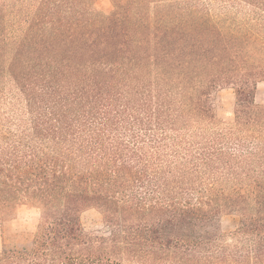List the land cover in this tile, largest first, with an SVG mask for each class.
Returning a JSON list of instances; mask_svg holds the SVG:
<instances>
[{"label": "trees", "instance_id": "obj_1", "mask_svg": "<svg viewBox=\"0 0 264 264\" xmlns=\"http://www.w3.org/2000/svg\"><path fill=\"white\" fill-rule=\"evenodd\" d=\"M99 1L0 0V264H264V0Z\"/></svg>", "mask_w": 264, "mask_h": 264}, {"label": "rangeland", "instance_id": "obj_2", "mask_svg": "<svg viewBox=\"0 0 264 264\" xmlns=\"http://www.w3.org/2000/svg\"><path fill=\"white\" fill-rule=\"evenodd\" d=\"M98 7L103 12H110V0H100ZM215 107L220 121L233 119L236 102L235 91L223 88L215 95ZM256 101L264 104V82L258 84ZM39 221V211L31 205L20 206L14 215L0 219V254L4 249L30 248L33 243L34 232ZM83 223L88 231H100L103 228V217L96 209H90L83 214ZM239 224L237 215H225L222 218V230L226 234L235 231Z\"/></svg>", "mask_w": 264, "mask_h": 264}]
</instances>
